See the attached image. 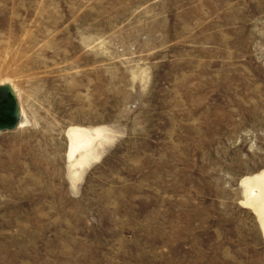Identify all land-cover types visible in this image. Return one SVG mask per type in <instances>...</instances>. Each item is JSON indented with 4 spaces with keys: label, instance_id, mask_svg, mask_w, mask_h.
Instances as JSON below:
<instances>
[{
    "label": "rangeland",
    "instance_id": "obj_1",
    "mask_svg": "<svg viewBox=\"0 0 264 264\" xmlns=\"http://www.w3.org/2000/svg\"><path fill=\"white\" fill-rule=\"evenodd\" d=\"M2 86L0 264H264V0H0Z\"/></svg>",
    "mask_w": 264,
    "mask_h": 264
},
{
    "label": "bare ground",
    "instance_id": "obj_2",
    "mask_svg": "<svg viewBox=\"0 0 264 264\" xmlns=\"http://www.w3.org/2000/svg\"><path fill=\"white\" fill-rule=\"evenodd\" d=\"M8 88L12 93L13 100L11 104L0 108V131L12 130L16 126L22 125L18 115L15 92L10 87ZM100 135L99 131L94 132V138H99ZM89 139H93L92 135L78 130H71L69 135V158H72L79 152V156L74 162V165L78 166L80 169H83L91 154L86 150L88 147L87 141ZM240 186L243 192L241 205L255 216L264 238V170L243 177L240 181Z\"/></svg>",
    "mask_w": 264,
    "mask_h": 264
},
{
    "label": "water",
    "instance_id": "obj_3",
    "mask_svg": "<svg viewBox=\"0 0 264 264\" xmlns=\"http://www.w3.org/2000/svg\"><path fill=\"white\" fill-rule=\"evenodd\" d=\"M13 100L12 93L8 87H0V108L11 104Z\"/></svg>",
    "mask_w": 264,
    "mask_h": 264
}]
</instances>
